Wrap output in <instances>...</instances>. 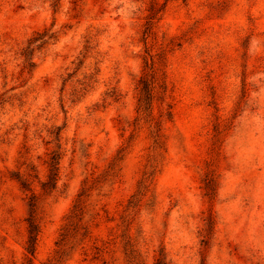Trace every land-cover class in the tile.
<instances>
[{"label":"rangeland","instance_id":"rangeland-1","mask_svg":"<svg viewBox=\"0 0 264 264\" xmlns=\"http://www.w3.org/2000/svg\"><path fill=\"white\" fill-rule=\"evenodd\" d=\"M151 57L157 155L138 111ZM0 98V264L30 258L32 194L34 264H264V0H0Z\"/></svg>","mask_w":264,"mask_h":264},{"label":"trees","instance_id":"trees-1","mask_svg":"<svg viewBox=\"0 0 264 264\" xmlns=\"http://www.w3.org/2000/svg\"><path fill=\"white\" fill-rule=\"evenodd\" d=\"M162 9H158L157 3H154L151 6L150 9V15L148 17V23L146 27L145 34L148 36L151 34L154 21L157 19L158 14L160 13ZM32 51H28L26 53V60L29 64L30 68H34V63L32 62ZM151 63L149 65V69L146 73L143 74L139 81L140 85V94H139V112H145L149 113L148 117H151L152 113V106L154 100L157 98L158 100H164V95L167 91V85L165 80V75L162 74L161 69L157 67L155 61L153 60V57H151ZM148 68V67H147ZM1 98H0V105H1ZM171 116V114H168ZM162 117V116H161ZM161 117L159 119H155L151 117L150 120L152 122L151 126V138L153 140V150L155 154L157 155L160 150L164 147V141L163 136L161 133L162 130V119ZM59 154H53L49 161V178L46 183L42 184V187L44 191H52L55 189L57 180H58V171H59ZM22 187L24 189L29 190V184L26 180H19ZM204 188L206 191V195L209 198H213L216 192V182L215 178L213 177L212 173H208L206 178L204 179ZM87 191V190H86ZM83 194L79 195L78 201L74 205V208L72 210V213L69 217L68 224L64 227L63 233L61 234V245H64L65 242L68 241V239L71 237V235L76 231V221H80L84 215V201L81 198ZM38 203H37V196L32 194L29 199V216L27 218L28 223V241H27V253L30 255V258L24 263V264H34L33 258L35 257L36 250H37V241L38 236L40 233V226L38 223L37 218V209H38ZM214 228V219L213 216L208 217V227L206 229V234L204 236V245H208V241L210 238V235L213 232ZM63 254V252H62ZM61 254V255H62ZM129 263L135 264V251L131 250L129 254ZM155 264H167L163 258H160L157 260Z\"/></svg>","mask_w":264,"mask_h":264}]
</instances>
